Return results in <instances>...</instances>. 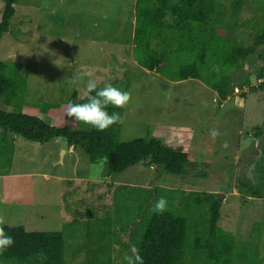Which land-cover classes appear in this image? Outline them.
Here are the masks:
<instances>
[{"label":"rangeland","instance_id":"1","mask_svg":"<svg viewBox=\"0 0 264 264\" xmlns=\"http://www.w3.org/2000/svg\"><path fill=\"white\" fill-rule=\"evenodd\" d=\"M135 1L18 0L9 31L0 40V60L28 65L27 93L23 106L15 102L9 108L3 103L1 107L35 114L38 102L67 104L74 88L83 98L84 83L77 86L73 81L91 71L100 86L111 83L130 93L123 108L122 141L152 138L160 123L193 128L189 154L195 166H189L186 174L173 175L147 160L115 174L108 170L107 157L92 163L81 147L63 148L58 138L40 143L13 134V164L0 174L2 225L22 226L29 232L67 227L83 241L87 223L106 218L108 213L117 219L114 208L119 200L120 222L128 220L122 197L129 191L137 194V189L159 187L164 194L169 189L215 192L223 203L218 225L224 231L232 232L240 242L252 241L254 234L264 237V199L242 197L237 190L244 177L257 183L264 171V134L256 135L257 127H264V89L239 82L235 95L246 96L247 108L229 104L220 108L217 95L201 80L171 83L162 74L140 66L133 57ZM220 1L230 11L236 1L243 4L241 14L233 18L240 22L239 30L230 33L229 40L250 44L252 25L264 22V0ZM3 11L4 0H0V21ZM243 22L247 24L242 26ZM262 52L264 44L245 67V75L254 80ZM40 116L50 124L55 122L50 115ZM74 127L83 129L80 123ZM213 130L219 132L215 139L210 135ZM225 142L227 149L222 147ZM169 202L181 209L180 200ZM135 203L129 201L130 209ZM74 221L77 223L71 226ZM121 238L129 245L115 246L116 264H123L122 258L132 246L129 233ZM254 251L256 262L237 264H264V249ZM67 264H85V254L75 249L73 240L67 249Z\"/></svg>","mask_w":264,"mask_h":264},{"label":"trees","instance_id":"2","mask_svg":"<svg viewBox=\"0 0 264 264\" xmlns=\"http://www.w3.org/2000/svg\"><path fill=\"white\" fill-rule=\"evenodd\" d=\"M17 2L4 0L0 40L9 31ZM234 4L230 11L220 0H136L134 60L169 80L199 79L218 93L221 103L235 94L239 82L242 86L263 90L264 52L258 55L262 64L256 79L244 72L250 57L264 44V22L257 27L252 25L253 41L250 44L244 45L240 39L231 42L229 34L239 30L240 26L233 18H238L243 10L241 2ZM245 24L243 22L242 26ZM27 84L26 63L0 60V174L13 164L15 144L10 139L13 134L40 143L67 137L69 147H81L90 162L96 163L107 157L108 170L115 174L147 160L173 175L186 174L189 166H195L189 154L193 128L162 125L156 129L154 137L130 141L120 139L123 123L103 132L75 128L74 124L78 122L67 117L66 112L70 101L84 102L76 88L70 93L67 104L36 103L38 111L35 114L1 107L3 103L9 108L15 102L19 107L23 106ZM108 111H118L123 118V109L109 108ZM40 114L55 118L54 124ZM262 134L264 127H257L256 135ZM261 142L264 144V137ZM252 162L256 163L255 160ZM163 190L152 187L137 189V194L129 191L122 197L126 199L123 201L127 203L128 220L120 222L123 218L118 211L119 200L114 208L117 219L108 213L106 218L87 223L83 241H78L75 232L67 227L60 231L29 232L22 226L0 225L15 241L0 254V264H67L70 240L74 241L77 251L84 252L85 264H116L115 246L127 248L129 245L122 241L121 236L125 233H129L131 245L140 249L145 264L257 261L254 249H264V237L254 234L252 241L240 242L232 232L224 231L218 225L223 203L215 192L169 189L164 194ZM237 190L242 197L264 199V171L260 172L257 183L244 177ZM161 196L167 199L168 210L163 215H154L149 209ZM172 199L180 200L181 209L170 204ZM129 201L136 202V207L130 209ZM76 223L74 221L71 226ZM261 232L264 235L263 229Z\"/></svg>","mask_w":264,"mask_h":264},{"label":"clouds","instance_id":"3","mask_svg":"<svg viewBox=\"0 0 264 264\" xmlns=\"http://www.w3.org/2000/svg\"><path fill=\"white\" fill-rule=\"evenodd\" d=\"M85 77L87 78L85 80ZM91 71L83 73L73 81V84L79 85L84 83L85 93L83 96L84 102L70 101L67 107V117L80 123L83 127L91 131L103 132L115 124H122L123 118L120 112L108 109H123L130 101V93L122 91L120 88L111 83H105L100 86ZM210 135L215 139L219 132L218 130L211 131ZM223 148L229 147L225 142ZM168 210V201L165 197H159L154 205L149 209L154 215H163ZM3 221H0V225ZM15 243L13 237L8 235L3 226H0V254L13 246ZM123 264H145L144 258L140 254V249L132 245L129 253L123 256Z\"/></svg>","mask_w":264,"mask_h":264},{"label":"crops","instance_id":"4","mask_svg":"<svg viewBox=\"0 0 264 264\" xmlns=\"http://www.w3.org/2000/svg\"><path fill=\"white\" fill-rule=\"evenodd\" d=\"M165 78V77H164ZM169 80V79H168ZM187 80H192V78H190V79H185V80H181V81H187ZM169 82H171V83H177V82H179V81H173V80H169ZM206 85V84H205ZM207 86V85H206ZM208 87V86H207ZM209 88V87H208ZM211 89V88H210ZM212 91H213V93H215L216 95H217V97H218V99H219V96H218V93L216 92V91H214L213 89H212ZM227 104H229L231 107H235V108H238V109H240V108H247V101H246V98H244V97H242V96H240V95H233V96H231V97H229L227 100H225V101H223L221 104H220V108L222 107V108H225L226 106H227ZM255 106V108L253 109V111L255 112V113H257V111H258V108L260 107L259 106V103L258 104H256V105H254ZM159 126H162V124L160 123V124H158ZM165 125H169V126H173L172 124H165ZM257 141H259V139L257 140ZM190 145H193L192 144V142L190 141ZM74 148V147H73ZM190 157H191V155H190ZM191 159V161L193 162V157H191L190 158Z\"/></svg>","mask_w":264,"mask_h":264},{"label":"water","instance_id":"5","mask_svg":"<svg viewBox=\"0 0 264 264\" xmlns=\"http://www.w3.org/2000/svg\"><path fill=\"white\" fill-rule=\"evenodd\" d=\"M58 140L61 141L63 148L66 146H69L67 137H58ZM65 150H62V153H64Z\"/></svg>","mask_w":264,"mask_h":264}]
</instances>
